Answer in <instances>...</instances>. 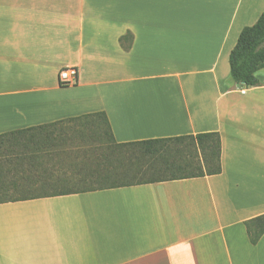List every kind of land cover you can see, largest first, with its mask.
<instances>
[{
    "label": "crops",
    "instance_id": "crops-1",
    "mask_svg": "<svg viewBox=\"0 0 264 264\" xmlns=\"http://www.w3.org/2000/svg\"><path fill=\"white\" fill-rule=\"evenodd\" d=\"M264 0H0V135L105 113L119 144L219 133L222 173L0 205V264H264V70L229 58ZM131 33L129 52L120 46ZM77 68L78 83L58 74Z\"/></svg>",
    "mask_w": 264,
    "mask_h": 264
},
{
    "label": "trees",
    "instance_id": "trees-1",
    "mask_svg": "<svg viewBox=\"0 0 264 264\" xmlns=\"http://www.w3.org/2000/svg\"><path fill=\"white\" fill-rule=\"evenodd\" d=\"M119 43L129 52L133 36L128 33ZM229 66L234 85L260 86L264 13L240 33ZM221 158L219 133L119 144L105 113L87 114L0 135V205L218 176ZM141 175L146 178H131ZM245 227L257 245L264 236V215Z\"/></svg>",
    "mask_w": 264,
    "mask_h": 264
},
{
    "label": "built area",
    "instance_id": "built-area-1",
    "mask_svg": "<svg viewBox=\"0 0 264 264\" xmlns=\"http://www.w3.org/2000/svg\"><path fill=\"white\" fill-rule=\"evenodd\" d=\"M79 71L77 68H65L58 74V84L61 87H71L78 83Z\"/></svg>",
    "mask_w": 264,
    "mask_h": 264
},
{
    "label": "rangeland",
    "instance_id": "rangeland-1",
    "mask_svg": "<svg viewBox=\"0 0 264 264\" xmlns=\"http://www.w3.org/2000/svg\"><path fill=\"white\" fill-rule=\"evenodd\" d=\"M6 24H7V19H0V26H4V25H6ZM82 147L86 149V148L89 147V146H88V144L83 143V144H82ZM70 158H71V161L74 160V156H70ZM72 159H73V160H72ZM131 178H132V179H136V180H144L146 177H145V176L143 177V176L141 175V176H138L137 178H135V177H134V178L131 177Z\"/></svg>",
    "mask_w": 264,
    "mask_h": 264
}]
</instances>
